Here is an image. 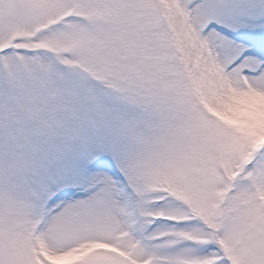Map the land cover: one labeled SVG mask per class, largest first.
Returning <instances> with one entry per match:
<instances>
[{"label": "snow or ice", "instance_id": "snow-or-ice-1", "mask_svg": "<svg viewBox=\"0 0 264 264\" xmlns=\"http://www.w3.org/2000/svg\"><path fill=\"white\" fill-rule=\"evenodd\" d=\"M0 264H264V0H0Z\"/></svg>", "mask_w": 264, "mask_h": 264}]
</instances>
